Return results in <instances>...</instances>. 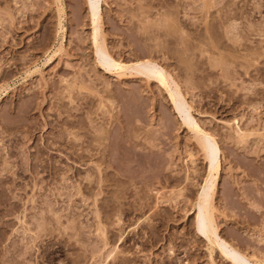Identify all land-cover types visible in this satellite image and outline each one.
<instances>
[{"label": "rangeland", "instance_id": "374dc122", "mask_svg": "<svg viewBox=\"0 0 264 264\" xmlns=\"http://www.w3.org/2000/svg\"><path fill=\"white\" fill-rule=\"evenodd\" d=\"M90 2L0 0V264H235L197 228L214 153L148 68L105 65ZM101 11L114 58L158 63L214 136L220 236L264 259V0Z\"/></svg>", "mask_w": 264, "mask_h": 264}, {"label": "bare ground", "instance_id": "6f19581e", "mask_svg": "<svg viewBox=\"0 0 264 264\" xmlns=\"http://www.w3.org/2000/svg\"><path fill=\"white\" fill-rule=\"evenodd\" d=\"M58 1L61 2V0ZM101 2L102 0H91L90 2L91 7L89 8H91L90 11L94 26L93 44L95 49L103 55L105 60L102 61L103 62L106 61L105 65L108 68L115 67L118 70V74L120 75L126 74L128 70L133 69L137 66L140 67V65H143L144 67H146V69L148 68L149 72H143L142 70V72L145 73V76H147V79H152V78L158 79L163 85H165L166 89L170 92L175 103L178 102L183 103L181 105L182 107H184L183 109L187 113V117L184 120L186 124L190 127V129L199 138L202 150L205 151V153H208V155L210 154L209 152L211 151L210 156L213 155L212 152L214 153L212 158L206 156L209 157L208 177L206 179V184L203 189V194H201L195 202V207H197L198 231L200 232V234H202L204 237L208 239L213 249L219 248V250L227 258L231 259L235 264H264V259L255 256H249L245 252L238 251L220 236L219 226L215 214L216 206L214 205V200H215L214 195L216 193L217 179H218V177L215 176V173L216 172L219 173L221 163L218 155L219 147L215 141L214 136L206 132L198 124L195 118L192 117V115L190 114V110L192 109V107L187 103L186 98L182 94L178 83L158 63H156L153 60H147L145 62H136V63L127 64L121 60L114 58V56L108 50L106 41L102 36L103 32H102V19H101L102 18ZM169 77L171 80L169 79ZM240 135L247 136V135H242V132L240 133Z\"/></svg>", "mask_w": 264, "mask_h": 264}]
</instances>
